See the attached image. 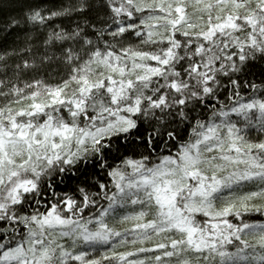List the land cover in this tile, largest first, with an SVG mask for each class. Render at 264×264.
<instances>
[{"label": "snow or ice", "instance_id": "obj_1", "mask_svg": "<svg viewBox=\"0 0 264 264\" xmlns=\"http://www.w3.org/2000/svg\"><path fill=\"white\" fill-rule=\"evenodd\" d=\"M0 264H264V0H0Z\"/></svg>", "mask_w": 264, "mask_h": 264}]
</instances>
